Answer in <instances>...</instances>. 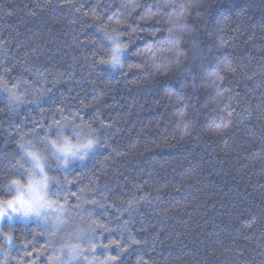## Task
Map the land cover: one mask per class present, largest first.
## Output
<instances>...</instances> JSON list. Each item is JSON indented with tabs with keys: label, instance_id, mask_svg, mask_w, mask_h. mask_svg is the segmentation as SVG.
Instances as JSON below:
<instances>
[{
	"label": "trees",
	"instance_id": "obj_1",
	"mask_svg": "<svg viewBox=\"0 0 264 264\" xmlns=\"http://www.w3.org/2000/svg\"><path fill=\"white\" fill-rule=\"evenodd\" d=\"M168 2L72 0L75 7H69L66 0H0V75L10 68L8 81H39L36 87L50 89L52 97L29 94L12 103L0 91V193L11 179H23L16 169L18 146L31 140L24 134L59 120L57 109L64 116L79 112L98 130L103 147L68 174L78 181L64 193L67 201L59 200L76 217L69 224L85 227L95 219L112 230L97 232L104 243L139 241L123 264H264V0H197L199 11H185L181 21L195 27L184 32L179 61L167 51L157 55L167 71L136 55L127 61L139 65L132 71L93 63L104 55L96 16L106 23L135 3L122 24L125 36L136 29L129 41L135 53L168 38L174 21L164 10L140 19L147 8ZM174 3L178 8L189 0ZM193 36L200 45L195 61ZM225 60L235 69L222 73L220 83L224 95L233 96L222 113L231 112L232 124L219 136L208 129L221 111L210 78ZM178 65H188L191 74L180 75ZM181 111L189 122L186 134L177 126ZM50 175L63 180L59 172ZM81 188L93 189L88 199L105 205V216L90 219L91 204L77 207L71 193ZM1 229L7 264H45L51 256L42 224L14 218Z\"/></svg>",
	"mask_w": 264,
	"mask_h": 264
},
{
	"label": "snow or ice",
	"instance_id": "obj_2",
	"mask_svg": "<svg viewBox=\"0 0 264 264\" xmlns=\"http://www.w3.org/2000/svg\"><path fill=\"white\" fill-rule=\"evenodd\" d=\"M69 7H75L72 0H66ZM156 11L151 7L145 10L140 16L141 20H151L156 17L161 10L168 16L169 20L174 21V26L168 29V38L159 40L155 45H149L143 50H137L135 53L131 51V43L129 42L136 29H132L128 36H125L122 30V24L127 22L128 17L136 9L135 3L123 5L124 11L114 13L108 16L107 22L96 16L97 31L101 34V45L104 55L99 56L98 60L93 63L104 65L111 69L128 68L129 71L139 67V65L128 64V58L132 55L143 56L145 60H150L151 66L156 71H167L166 66L157 63L158 53L164 51L173 54L176 61H179L181 51L180 42L184 38L186 29L191 30L195 25H188L183 20L185 11H199L197 0H189V3H181L177 8L174 0H169L167 4H157ZM171 9V11H167ZM79 11V9H77ZM178 12V17H174L173 13ZM143 31V29H141ZM192 57L193 61L200 55V45L198 38L191 37ZM97 54L93 53L95 57ZM2 63V61H0ZM184 68L180 75H190L191 70L188 65H178ZM194 67V65H193ZM231 61H223L216 65L215 71L210 78L211 86L214 88L216 107L221 111L217 113L209 124L208 129L215 135L223 136L226 130L232 124L231 112L227 115L222 114L223 109L230 108L233 96H225L224 91L220 88L223 80L222 73L234 72ZM11 72L10 68L4 69V74L0 75V91L7 94L10 102H22L25 95H33L38 100L42 96H48L50 99V89L43 87L37 88L39 81L29 83L22 78H16L13 81L6 79V74ZM42 76V74H40ZM46 83V80L44 81ZM195 79H193V88L195 87ZM11 85V86H9ZM63 109H57L60 119L53 118L52 123L47 129L42 126L39 130L36 128L30 134H24L22 139H26L31 135V140L20 144L17 171L23 179H11L5 187L6 193H0V222L20 218L22 220H31L35 218L44 227V233L49 236L47 248L52 250V255L48 258V264H123V256L128 252L129 247L133 244L140 243L134 238H129L127 245L121 244L119 241L109 240L104 243L97 232H111L104 224L99 223L95 219H91L93 213L97 216H105L106 207L99 201L88 199V194L93 192L92 188L79 189L77 193H71L77 199V207L85 204H91L92 212L87 215L91 219V223L85 227L76 226L72 232L67 233L65 237L59 240L52 239L57 233L68 227L69 220L75 219L67 215V209L59 203L60 199L67 201L68 197L64 195L69 185L78 183L68 179V174L73 171L77 162L81 165L87 160L95 159L97 149L103 147L98 136V130L92 127L91 123L85 122L79 112L70 113L69 116L63 115ZM250 113V109H249ZM181 122L177 125L183 127L185 134L189 130V122L184 120V112L179 113ZM80 121L77 123V121ZM111 127V125H107ZM194 127V125H193ZM43 133V135H41ZM66 133H71L67 135ZM59 172L63 175V180L56 175L50 173ZM93 180L96 177L92 178ZM103 196V193H100ZM55 197L56 199H53ZM115 207V205H113ZM127 211V209H125ZM128 221L121 225V231L127 230ZM3 230L0 229V232ZM5 239L12 243V238L5 234ZM75 241V243L73 242ZM59 245V247H57ZM103 250V260L97 258V252ZM47 251V249H45ZM115 252V254H113ZM92 256V260H88V256Z\"/></svg>",
	"mask_w": 264,
	"mask_h": 264
},
{
	"label": "rangeland",
	"instance_id": "obj_3",
	"mask_svg": "<svg viewBox=\"0 0 264 264\" xmlns=\"http://www.w3.org/2000/svg\"><path fill=\"white\" fill-rule=\"evenodd\" d=\"M15 219H17V221H19V222H21V223H24V224H27V225L30 224V223H32V222H35V223H39V224H41V223L38 222L35 218H32L31 220H27V221L22 220V219H20V218H18V217L15 218ZM18 219H19V220H18ZM3 222H4V221L0 222V229H1V225H2ZM74 227H75V226H72L71 224L68 223V227L65 228V229H63L61 232L57 233L56 236L53 237V239H54V238H55L56 240L62 239V238L64 237V234H66V232L72 230ZM73 242L75 243V241H73ZM57 247H59V245H57ZM52 254H53V253L51 252V255H52ZM8 260H9V258H8V256H7V254H5L3 251L0 250V264H7ZM88 260H89V261L92 260V256H91V255L88 256ZM8 264H10V263H8ZM45 264H48V258H47V260H45ZM72 264H76V262L74 261V262H72ZM81 264H83V261H81Z\"/></svg>",
	"mask_w": 264,
	"mask_h": 264
}]
</instances>
